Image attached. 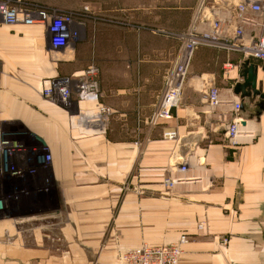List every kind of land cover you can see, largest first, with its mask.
Wrapping results in <instances>:
<instances>
[{"label":"crops","instance_id":"obj_1","mask_svg":"<svg viewBox=\"0 0 264 264\" xmlns=\"http://www.w3.org/2000/svg\"><path fill=\"white\" fill-rule=\"evenodd\" d=\"M198 1L124 0L69 53L51 47L44 27L0 18V241H36L39 232V242L54 243L9 250L0 264H116L119 251L175 244L181 235L188 243L179 264H264V111L259 99L235 93L243 56L198 48L181 106L148 125L175 58L173 36L189 26ZM238 2L206 0L207 15L231 20ZM92 64L98 102L74 94L66 111L42 97L51 79L75 80ZM257 81L264 89L260 69ZM210 83L223 100L244 106L237 117L251 135L236 145L226 136L236 115L228 104L208 106ZM98 105L109 109L103 123L80 118ZM168 129L177 132L175 141L163 139ZM45 151L50 160L42 163ZM184 161L193 180L166 189L163 181L178 177ZM32 207L44 213L13 214Z\"/></svg>","mask_w":264,"mask_h":264},{"label":"built area","instance_id":"obj_2","mask_svg":"<svg viewBox=\"0 0 264 264\" xmlns=\"http://www.w3.org/2000/svg\"><path fill=\"white\" fill-rule=\"evenodd\" d=\"M21 4L26 0H13ZM208 10L206 0H199L189 26L178 36L179 48L174 63L168 69L163 79V88L157 98L155 110L148 120L150 127L171 117L172 111L182 104L183 92L187 84L188 73L194 53L200 47H213L228 52L240 53L245 60L255 59L264 65V0H239L231 9V20L216 18ZM0 18L4 24L14 26H42L50 39L51 47L56 51H66L75 40V34L70 30L71 20L67 17L52 18L47 12L31 10L21 6H10L0 2ZM207 26L206 30H202ZM247 31L251 34L248 35ZM231 33V34H230ZM232 69L227 64L225 70ZM99 69L96 65L87 67L77 81L69 78H54L48 81L41 91L44 99L60 105L66 111H71L75 94L77 100L98 102L100 98ZM205 99L210 108L230 105L236 117L227 125L226 136L230 144L236 145L244 135H251L241 128V119L237 117L242 109L239 100L226 101L220 97L218 88L213 84L207 88ZM109 115V109L98 105L97 109L80 116L92 121L103 123ZM177 132L168 129L163 133V139L175 141ZM47 160L46 157H44ZM188 164L184 161L177 172L178 177L166 178L163 185L172 189L177 184L189 182L187 177ZM17 172L15 173V175ZM188 243V236L181 235L175 244L153 246L142 244L139 247L119 251L116 264H179L183 246ZM227 241H223L226 244Z\"/></svg>","mask_w":264,"mask_h":264},{"label":"rangeland","instance_id":"obj_3","mask_svg":"<svg viewBox=\"0 0 264 264\" xmlns=\"http://www.w3.org/2000/svg\"><path fill=\"white\" fill-rule=\"evenodd\" d=\"M3 1L10 6H21L25 7L31 10H41L47 12L52 18H59V17H67L71 20L70 30L75 34V40H73L66 52H72L74 49L79 48L80 43H86V40L88 38V29H92L93 26H96L98 22L104 21V20H110L111 17L109 9H112L114 11H117L120 9L125 3L124 0H26L25 2H22L21 4H14L13 0H0V2ZM144 4H147L144 2ZM187 28V27H186ZM184 28V30L186 29ZM182 33V32H181ZM181 33L174 34L173 38L175 39L176 43L178 44L176 53L179 48V40L178 36L181 35ZM176 58V54H175ZM175 58L172 62V64L175 61ZM81 73L75 78L77 81L78 77H80ZM68 78V77H63ZM71 79V78H69ZM73 109V107H72ZM261 135H264L262 133ZM45 159H41V162L44 163L45 161L48 162L50 160L49 155L47 154V151H45ZM45 160V161H44ZM128 185V184H127ZM46 205H48L47 212H50L49 207L52 208L55 204H53V195H52V184L47 179L46 182ZM129 187V186H128ZM37 205V203H36ZM14 215L16 217H25V216H39V214H42L44 212H40L38 207H32L28 210L25 209H13ZM53 211V210H51ZM36 225H31L28 228H35ZM54 229V227H50V230ZM48 231L47 233L51 232L54 233V230ZM36 234V241L30 240V241H11V242H2L0 241V255L3 256V260L6 258V254L9 250L18 252L24 247L27 250L30 251H37L39 249V245H44L49 247H52L54 245L53 242H39V232H35ZM29 253V252H27ZM2 260V259H1ZM117 261V259H116Z\"/></svg>","mask_w":264,"mask_h":264},{"label":"water","instance_id":"obj_4","mask_svg":"<svg viewBox=\"0 0 264 264\" xmlns=\"http://www.w3.org/2000/svg\"><path fill=\"white\" fill-rule=\"evenodd\" d=\"M258 69L264 72V65L258 66L251 64L249 60H246L240 67V74L242 83L238 84L235 88L236 94H241L242 98H250L251 100L259 99L257 108L260 111H264V89L262 84L258 83ZM244 106H242V109ZM243 126L246 122L242 123Z\"/></svg>","mask_w":264,"mask_h":264},{"label":"bare ground","instance_id":"obj_5","mask_svg":"<svg viewBox=\"0 0 264 264\" xmlns=\"http://www.w3.org/2000/svg\"><path fill=\"white\" fill-rule=\"evenodd\" d=\"M5 220V219H4ZM8 224V223H7ZM9 226V225H8ZM6 227V226H5ZM9 229V228H8Z\"/></svg>","mask_w":264,"mask_h":264}]
</instances>
